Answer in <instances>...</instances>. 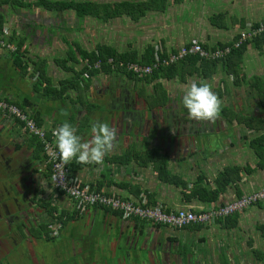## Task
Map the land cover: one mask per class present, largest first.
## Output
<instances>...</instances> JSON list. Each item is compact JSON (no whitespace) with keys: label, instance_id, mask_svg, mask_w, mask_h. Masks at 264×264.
I'll return each instance as SVG.
<instances>
[{"label":"crops","instance_id":"obj_1","mask_svg":"<svg viewBox=\"0 0 264 264\" xmlns=\"http://www.w3.org/2000/svg\"><path fill=\"white\" fill-rule=\"evenodd\" d=\"M87 1L110 5V11L119 7V14L104 19L49 6ZM1 24L5 39L17 50L0 48V98L27 111L52 135L64 121L70 122L85 141L91 138L90 128L96 121L116 129V144L103 163L72 162V173L84 182L101 185L106 194L134 201L148 193L151 204L161 203L169 211L204 210L264 188V167H259L249 145L255 137L264 136V97L254 100L251 90L240 96L237 89L245 84L221 77L227 75L222 65L207 79L197 72L181 79L178 69L174 79L182 84L179 82L177 91L166 86V79L145 82L102 70L85 76L87 59L81 54L104 45L143 57L152 47L168 55L195 40L205 46L231 43L250 25H264V0H0ZM251 49L264 58V37L256 46L249 44L246 53ZM244 66L241 64V72L253 76L252 71H243ZM259 72L264 77L263 67ZM158 81L162 91L167 90V99L155 95ZM218 81L221 86L216 85ZM193 82H207L216 94L218 91L223 108L214 121L187 117L180 100ZM225 108L244 113L254 120L250 125L255 123L247 126L231 121ZM166 119L175 120L167 129ZM0 123L3 130L5 124L12 128L8 140L12 147L32 148L26 157L33 160L35 156L40 163L32 167L38 169L43 181V198L51 200L57 217H66L67 222L55 235L68 241L67 251L72 249L73 257L89 247V260L96 261L88 264H264V204L211 224L185 228L126 219L102 207L80 213L54 187L42 150L35 149L32 134L23 123L3 114ZM205 133L209 146L190 139ZM52 139L55 141L54 135ZM153 150L169 156L168 168L178 179L162 181L153 165L124 163L128 151ZM232 166L243 167L241 179L222 184L219 190L218 174ZM202 188L218 191L217 198H205L208 194ZM137 190L141 191L139 196Z\"/></svg>","mask_w":264,"mask_h":264},{"label":"built area","instance_id":"obj_2","mask_svg":"<svg viewBox=\"0 0 264 264\" xmlns=\"http://www.w3.org/2000/svg\"><path fill=\"white\" fill-rule=\"evenodd\" d=\"M264 33V25H250L243 29L235 41L223 48L217 46L216 49H206L198 40L171 52L166 57L161 56V52L156 50V59L151 64H142L140 62H127V70L132 72L138 78L150 76L154 71L178 63L179 61L197 55L206 60H217L226 58L234 49L240 48L245 42L252 41ZM0 48H17L10 44L0 33ZM214 48V47H213ZM109 63H114L113 58H109ZM89 68H100L102 61L99 60ZM123 64V63H122ZM85 76H89L86 72ZM0 113L9 115L25 125L29 132L40 139L47 157V161L52 166V183L54 187L66 195L76 206L80 213H84L91 207H102L111 211H118L124 218H139L153 224H163L173 228H185L191 225H206L217 220L227 219L237 213H241L249 207L264 204V188L256 192L242 195L230 202L222 205H210L204 210H177L169 211L161 203L151 204L147 195H142L137 200L125 199L117 195H109L84 182L75 176L71 171L72 162L65 163L61 158L56 143L49 138L48 131L36 123L27 111L17 104L0 98ZM61 223L55 224V234L62 228Z\"/></svg>","mask_w":264,"mask_h":264},{"label":"trees","instance_id":"obj_3","mask_svg":"<svg viewBox=\"0 0 264 264\" xmlns=\"http://www.w3.org/2000/svg\"><path fill=\"white\" fill-rule=\"evenodd\" d=\"M51 8L58 7L62 9H73L75 10L80 16H92V17H100L103 16L104 19H107L108 17L112 16H117L119 13L120 8L117 7L116 11H110L111 6L110 5H99L94 2H66V3H54V4H49ZM126 7H129L130 4H125ZM134 7V6H133ZM136 10H140L138 7H134ZM146 8V7H145ZM144 12V10H143ZM258 25V24H256ZM2 24L0 25V33H2ZM264 37V33L253 39L252 41H247L245 42L240 48L234 49L232 53H230L226 58L224 59H217V60H206L203 58H200L197 55H192L187 57L182 63L174 64L168 67L161 68L159 70L154 71V73L150 76H146L144 78H138L136 77L132 72L127 70L126 64L127 62H140L142 64H151L155 61L156 59V51L152 47L151 49L146 50V54L143 57H140L139 54L135 53V55H130V54H122L118 52V50L114 47L111 46H99L97 50H93L92 52L88 51H81L82 57L84 59H87V62L89 65H93L95 62L101 60L102 65L100 68H89L87 65L85 67V72H88L89 74H94L99 71H104L106 74H111V73H117L121 72L124 75H127L129 77H132L133 79H137L139 81H153V80H160V79H168L172 80L176 78L175 76L177 75V71L181 70L182 75L181 79L186 78L187 73H193L197 72L201 78L207 79V78H212L218 71V66L222 65L225 73L229 77H231L234 80L235 84H248L250 87V90L252 92V96L254 100H257L259 98L264 97V77L263 79H260L259 76H247V74L241 72V64L244 59V55L246 53L247 47L249 44H253L254 46L259 43V40ZM236 40V39H235ZM234 40V41H235ZM232 43V42H231ZM226 45H230V43H219L215 46H205L206 49H216L217 46H221L222 48ZM214 47V48H213ZM176 53V51H174ZM161 56L166 57V54H162ZM109 58H113L114 63H109L108 60ZM123 63V64H122ZM84 73V71L81 73V75ZM190 73V74H191ZM91 75H89L90 77ZM158 83L160 84L159 87L161 86V92H157L158 89H160L157 85ZM155 89V95H162L163 97L166 96V99L168 97V92L167 90L163 92L162 90V82L158 81L154 85ZM215 91H217L215 89ZM166 93V94H165ZM218 94V91H217ZM222 107V106H221ZM223 108V107H222ZM225 114L228 117L229 120L233 121V117L240 114L236 112L235 110L231 109H223ZM222 111V110H221ZM236 118V117H234ZM254 121L253 119H249L246 117V119L239 120V122H244L247 126H252L250 123ZM39 124V121H38ZM48 136L49 138L52 139V132L48 131ZM36 139V138H35ZM250 147L254 150L257 158H258V164L259 167L263 168L264 167V136H257L254 139H252L249 143ZM40 150L43 151V144L40 143ZM124 163L127 162H132L136 161L139 162L142 167H148L149 165H153L158 177L162 181L166 182H173L174 180L178 179L177 175H174L168 168L169 164V156H163L161 155L158 151L153 150V151H147V152H134V151H128L125 153V156L123 157ZM121 159V160H123ZM48 170V175L51 178L52 176V166L49 165L47 168ZM243 167L240 166H232V167H226L223 172H220L218 174V179L217 183L219 184V190L222 188V184H229L231 181L232 182H237L238 180L241 179V170ZM248 170V169H246ZM127 186V185H126ZM97 189H101L100 186H94ZM202 187V185H201ZM203 193L208 194L204 196L207 199H216L218 191H212L209 192L207 189L202 188L201 189ZM141 193L140 190L136 191V194L139 196ZM146 194V193H145ZM203 195V194H200ZM150 196L147 193V197ZM127 199V198H126ZM149 199V198H148ZM155 204V203H152ZM109 210V209H108ZM54 212H56V209L53 208ZM119 213L118 211H114ZM121 214V213H119ZM122 215V214H121ZM58 222L60 221L63 222L61 223L62 225L65 224L66 217L65 214H61L60 216L56 217ZM139 219V218H136ZM140 220V219H139ZM45 230V228H44Z\"/></svg>","mask_w":264,"mask_h":264},{"label":"flooded vegetation","instance_id":"obj_4","mask_svg":"<svg viewBox=\"0 0 264 264\" xmlns=\"http://www.w3.org/2000/svg\"><path fill=\"white\" fill-rule=\"evenodd\" d=\"M2 128L0 123V137ZM32 137L37 150L42 142L36 136ZM16 147L0 138V264H54L52 259L59 257L61 250L67 251L68 241L55 235L57 213L52 211L51 200L43 198V181L37 174L38 169L32 167L40 163L35 156L33 160L17 156ZM42 153L48 167L50 163L44 148ZM27 170L36 178H30ZM50 250L54 253L51 262L45 256Z\"/></svg>","mask_w":264,"mask_h":264},{"label":"clouds","instance_id":"obj_5","mask_svg":"<svg viewBox=\"0 0 264 264\" xmlns=\"http://www.w3.org/2000/svg\"><path fill=\"white\" fill-rule=\"evenodd\" d=\"M180 104L193 121L211 122L221 112V101L207 82H193L184 92ZM91 138L82 140L77 129L64 121L54 129L57 150L65 163H103L117 141V131L106 122L96 121L90 128Z\"/></svg>","mask_w":264,"mask_h":264},{"label":"rangeland","instance_id":"obj_6","mask_svg":"<svg viewBox=\"0 0 264 264\" xmlns=\"http://www.w3.org/2000/svg\"><path fill=\"white\" fill-rule=\"evenodd\" d=\"M253 50L251 49L250 52L246 53V55L244 57L245 59H243L244 61L242 62V64L245 63V65H246V67L244 66L243 71L247 70V73H248V71H252V75L253 76L260 75L259 78L263 79L262 78L263 75L259 72V68H262V67L264 68V58L259 57L257 52H252ZM185 59L179 61L178 63H180V62L182 63ZM178 63H176V64H178ZM247 76H248V74H247ZM217 77H220V76L217 75ZM221 77L229 78L230 81H233L232 78L229 77L226 74H223V76H221ZM164 81L166 82V86L168 85L170 89L172 88V89H176L177 91H179V87H180V83L181 82L178 79H172V80L166 79ZM216 85L221 86L222 82L218 81V82H216ZM237 91L240 92V94H239L240 96H242L243 94L247 95L250 92V88L247 87V84H245V85H242L241 88L237 89ZM236 93L237 92H235V95H236ZM241 114H238V115L234 116V117H239V119L238 120H233V121H235L237 123V122H239V120H242L241 118H246L247 117L246 115H244V113H241ZM174 122H175V120L173 122H171V121H169L167 119L166 129L171 125V123H174ZM239 123H241V122H239ZM253 124H252V126H253ZM236 135H239V134L236 133ZM218 137H220V136H218ZM208 138H209L208 134L205 133L203 135H197L195 137H191L190 139H192V141H194V139H196L198 141L206 142L207 143L206 145L209 146V143L207 142ZM245 144L247 146L246 140L242 139V145L244 146ZM210 148L212 149V147H210ZM248 150L250 151L249 147L247 146V151ZM61 251H62V253L57 255L59 257H56V258H53L54 253L51 252V250L45 256H47L50 259V262H51V258H53L52 261H54V264H57V263L58 264H85V263L88 264V262L93 263V262L96 261L95 259L89 260L90 259L89 253L91 251L89 247L88 248L84 247L83 252L80 255H77L75 257L72 256V255H74L72 249H70L69 251H66V252H64L65 249H63Z\"/></svg>","mask_w":264,"mask_h":264},{"label":"water","instance_id":"obj_7","mask_svg":"<svg viewBox=\"0 0 264 264\" xmlns=\"http://www.w3.org/2000/svg\"><path fill=\"white\" fill-rule=\"evenodd\" d=\"M4 130L2 131L3 132V134H2V136L0 137L1 139H4L5 141H8L9 140V138H11V135H12V128H10L8 125H6L5 124V126H4ZM4 137V138H3ZM30 151H32V148L31 147H24V145H21V146H19V147H16V149H15V153H16V155L17 156H20L21 158H23V159H26L27 157H26V155L28 154V152H30ZM27 156H29V155H27ZM33 169V168H32ZM34 169H36L35 167H34ZM28 172L26 173L27 175H29L30 176V178H32V176L34 177V178H36V175H30V173H31V171H29V170H27ZM25 173V172H24Z\"/></svg>","mask_w":264,"mask_h":264}]
</instances>
